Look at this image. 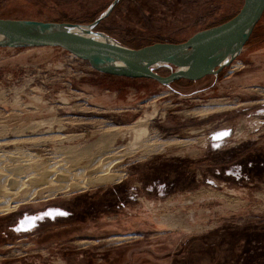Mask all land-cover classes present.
I'll return each instance as SVG.
<instances>
[{
	"label": "rangeland",
	"instance_id": "rangeland-1",
	"mask_svg": "<svg viewBox=\"0 0 264 264\" xmlns=\"http://www.w3.org/2000/svg\"><path fill=\"white\" fill-rule=\"evenodd\" d=\"M243 1L120 0L99 23L98 30H105L108 36L132 49L154 43H182L196 32L232 17ZM112 2L0 0V18L87 25ZM155 72L165 75L167 70L157 68ZM219 105L227 110L206 118L185 116ZM153 112L156 116H152ZM139 119L147 120L151 141L190 139L191 145L183 153L179 149H165L146 157L139 148V143L146 139L132 145L133 134L128 132ZM225 128L234 131L237 142L259 138L248 142L244 150L247 154L258 153L264 163V16L240 55L217 77L171 88L153 80L100 74L59 48H0V155H9L6 164L0 166V172L8 177L6 183L0 184V190H16V186L7 184L11 179L21 183L24 194L31 191L26 189L28 186L36 190L26 202H21V193L13 195L14 210L32 202L74 194L67 190L47 197L55 182L46 184L43 172L57 165L65 171L73 170L71 174L82 171L84 180L103 170L107 175H118L116 184L125 175H130L128 180L132 182L139 174L174 179L176 172L182 171L191 182L193 170L187 167L188 161L169 169L160 158L180 154L185 156L183 160L191 162L190 158L200 156L202 149L198 145L208 132ZM190 130L192 134L187 133ZM208 164L197 162L194 172L206 171ZM254 176L256 180L251 184L255 190H217L202 183L186 193H174L172 201L155 206L153 211L144 207L137 210L139 224L119 216L98 223L99 231L107 229L138 237L130 238L124 245V256H118L111 264H231L230 258L238 251L240 256H249L246 261L253 260L262 247L247 248L246 242L264 245L262 240L253 238L257 230H264V171L259 177ZM53 180L59 181L54 177ZM116 184L85 188L101 191ZM201 193H206L203 199H193ZM207 193L218 194L221 199L209 198ZM13 213H5L0 219ZM190 215L192 220L187 218ZM169 216L184 218L189 230L166 226L164 217ZM237 229L242 233L235 236V242L221 243L216 252L213 241L238 234ZM24 243L5 244L9 248L0 255V264H56L59 259L48 256L44 248ZM115 244L103 243L109 249H116ZM78 255L65 258L69 264H84ZM90 264L105 262L102 257H94Z\"/></svg>",
	"mask_w": 264,
	"mask_h": 264
},
{
	"label": "flooded vegetation",
	"instance_id": "flooded-vegetation-1",
	"mask_svg": "<svg viewBox=\"0 0 264 264\" xmlns=\"http://www.w3.org/2000/svg\"><path fill=\"white\" fill-rule=\"evenodd\" d=\"M188 83L194 84L196 82L178 80L167 87L171 88L178 84ZM259 102L255 103L258 104ZM214 125L213 123L212 126ZM223 133L227 134L222 135ZM234 135V131L228 128L209 131L202 144L198 145L202 149L200 156L190 158L191 162L188 159L183 160L185 156L180 154L160 158L168 163L167 167L169 169L174 167L175 164L179 166L182 162L188 161L187 164L189 163V165L187 167H191L193 170L191 182L189 179L184 178L182 171L176 172L174 179H169L167 176L163 178L156 177L154 174L146 177L139 174L132 182L128 180L130 175H125L121 183L101 191L99 189L89 191L84 188L87 191H80L66 197H57L53 200L32 202L20 206L17 210H14L15 206L12 208L14 211L10 210L6 213L14 212L13 214L0 219V255H4L6 253L5 249L9 248L5 244L26 242L24 243L25 246L33 243V246L47 250L48 256L59 258L56 264H69L65 257L76 256V254H80L78 256L83 258L81 262L84 264H90L94 257H102L105 264L114 263L115 258L124 256L125 243L130 238L138 237L135 234H122L107 229L99 231L96 228L98 223L113 220L119 216L126 217L128 221H138L139 224L137 210L140 211L144 207L153 211L155 206L166 205L172 201L174 193H186L193 187L198 188L202 183L217 190H255V186L251 182L254 179L256 180L254 175L259 177L260 172L264 171V163L261 162L262 157L258 153L247 154L244 149L248 142L258 141L259 138H249L237 142L238 140ZM187 140L190 139L180 141ZM194 144H196V140L192 145ZM185 149L182 150V153ZM197 162H206L210 165L205 166L206 171L202 170L200 172L197 169L194 172ZM187 167L183 166L186 170ZM127 183L129 185H126ZM87 231H90V233H85ZM237 233L214 240L213 248L216 249V252L219 250L221 243L231 244L235 242V236H240L242 230H238ZM254 237L264 242V230H257L253 235ZM104 242L116 243L113 246L117 248H106V245H103ZM82 244L84 246H80ZM246 244H248L247 248L251 245H254L251 247H262L254 254L253 258L255 260L250 258L249 261H246L249 256L244 255V253L240 256L238 251L237 255L230 258V263L264 264V245L249 244L248 242ZM90 245H92L91 249L87 247ZM110 257L113 260H110Z\"/></svg>",
	"mask_w": 264,
	"mask_h": 264
},
{
	"label": "water",
	"instance_id": "water-1",
	"mask_svg": "<svg viewBox=\"0 0 264 264\" xmlns=\"http://www.w3.org/2000/svg\"><path fill=\"white\" fill-rule=\"evenodd\" d=\"M119 1L113 0L87 25L0 18V48H59L100 74L153 80L169 86L178 80L198 82L216 77L240 55L264 13V0H244L232 19L198 31L185 42L154 43L132 49L94 31ZM187 54L192 60L184 58ZM157 68L167 73L160 75L155 72Z\"/></svg>",
	"mask_w": 264,
	"mask_h": 264
},
{
	"label": "bare ground",
	"instance_id": "bare-ground-1",
	"mask_svg": "<svg viewBox=\"0 0 264 264\" xmlns=\"http://www.w3.org/2000/svg\"><path fill=\"white\" fill-rule=\"evenodd\" d=\"M184 56L185 55H183V57ZM188 56L189 55L187 54L186 57H184V58L185 59L187 58L186 59L187 61L192 60V56H190V57H188ZM226 110H227V108L219 105L216 108L207 107V108H204V109L194 110V111H191L189 113H185V116L186 117H197V116H199V117H202V118H206L209 115H212L214 113H222V112H224ZM154 115H155V112L152 113V116H154ZM146 121H145V119L144 120L143 119H139L132 126H130L128 128V132H131L133 134V141L134 142H133L132 145H138V143L141 140L146 139V140L142 141V143H139L140 144L139 148H142V152H143L144 156L148 157V156H151V155H157V154L162 153L165 149H179V151L182 152L183 149H185L186 147H188L191 144L190 140H187V141L178 140L177 141L176 139H171V140H168V141H159V140H154L153 139V141H151L152 140V139H150L151 138V133L148 132ZM189 134H192L191 130L189 131ZM132 147H134V146H132ZM8 156H9L8 154L0 155V166L3 165L5 162H7ZM72 171H70V170L69 171H65V170H63L62 167L57 165V166H54V167L48 169L47 171L43 172V174L46 175V184H48L50 186L51 184H49V181L52 180V181L55 182V183H53L51 185L52 186V191H50L51 193L48 194L47 197H51L53 195V193H58V192H62V191L64 192V191H67V190H71L72 192L75 193V192L81 191L82 189H84L86 186H89V185H93V186H95V185H98V186L112 185V184H116L118 182V179H119L117 174H108L107 175V174H105V172L103 170V171L100 172L99 175L93 177L92 179L84 180L82 178V175H81L82 171L81 172H74L73 174H71ZM2 172H4V171L2 170ZM53 177L54 178H58L59 181L53 180ZM7 178L8 177H6V175H4V174H2L0 172V184L2 182L6 183V179ZM12 182H14V185L12 184ZM7 184L9 186L10 185L11 186H16L17 189L16 190H6V191L0 190V216L4 215L8 211H10V209L15 207V204L11 203V202L14 201V200H12V198H13L12 196L13 195H15L16 193H18V194L21 193V196H22L21 197L22 198L21 202H26L28 200V198H30L33 195V192L36 191V190H34L35 189L34 187L28 186V187H26V189L30 188L31 191H29L30 193L26 192L24 194L22 189L24 190L25 188H22L23 186L20 185L21 183H16L15 180L12 181V179H11V181L7 180ZM26 185H29V184L27 183ZM205 195H206V193H201V194H198V196H195V198H193V199H203V197ZM207 195H208L209 198L215 197V198L221 199V196L218 195V194L216 195V194H210V193L208 194L207 193ZM164 218H165L164 223H165L166 226H169V228L180 227V228L185 229L186 231L189 230V227H188L189 224L185 221L184 218L181 219V217H179V218L173 219L170 216L169 217H164ZM187 218L192 220L193 216L190 215Z\"/></svg>",
	"mask_w": 264,
	"mask_h": 264
},
{
	"label": "trees",
	"instance_id": "trees-1",
	"mask_svg": "<svg viewBox=\"0 0 264 264\" xmlns=\"http://www.w3.org/2000/svg\"><path fill=\"white\" fill-rule=\"evenodd\" d=\"M238 13V12H237ZM236 13V14H237ZM236 14H234L232 17H230V18H227L225 21H223V22H221V23H219V24H217V25H220V24H222V23H225V22H227L228 20H230V19H232ZM263 16H264V13H263ZM94 21V20H93ZM92 20H90L89 22H88V24H90V23H92L93 22ZM63 22H65V23H73V24H76L75 22H72V21H60L59 23H63ZM260 22V21H259ZM259 22H258V24H259ZM58 23V22H57ZM100 24H102V22L100 23ZM100 24H98V26L96 27V29H94V31H100V30H98V27L100 26ZM258 24L255 26V28H254V30L255 29H257V26H258ZM217 25H214V26H211V27H208V28H206V29H209V28H212V27H215V26H217ZM206 29H204V30H206ZM254 30H253V32H254ZM100 32H102V33H104V34H109V33H106V31L105 30H101ZM253 32H252V34H253ZM251 34V35H252ZM251 37V36H250ZM250 39V38H249ZM249 41V40H248ZM247 41V42H248ZM173 44H178V43H173ZM151 45V44H150ZM146 46H148V45H146ZM113 77V76H112Z\"/></svg>",
	"mask_w": 264,
	"mask_h": 264
},
{
	"label": "snow or ice",
	"instance_id": "snow-or-ice-1",
	"mask_svg": "<svg viewBox=\"0 0 264 264\" xmlns=\"http://www.w3.org/2000/svg\"><path fill=\"white\" fill-rule=\"evenodd\" d=\"M227 133H223L222 135H226Z\"/></svg>",
	"mask_w": 264,
	"mask_h": 264
}]
</instances>
